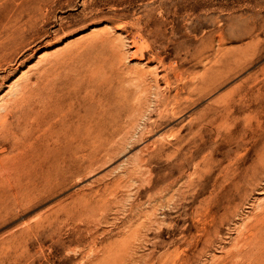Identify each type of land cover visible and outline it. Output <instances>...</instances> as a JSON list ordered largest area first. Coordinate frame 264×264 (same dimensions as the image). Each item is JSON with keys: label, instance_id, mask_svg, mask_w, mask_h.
Segmentation results:
<instances>
[{"label": "rangeland", "instance_id": "obj_1", "mask_svg": "<svg viewBox=\"0 0 264 264\" xmlns=\"http://www.w3.org/2000/svg\"><path fill=\"white\" fill-rule=\"evenodd\" d=\"M8 2L0 0V114L23 87L42 86L68 112L97 119L101 135L96 144L83 139L86 151L69 159L70 170H38L35 189L26 196L24 191L19 203L11 196L0 205V264H170L175 248L176 264H182L223 206L218 181L227 170H241L262 138L247 136L242 125L241 139L211 131L194 161H170L155 151L191 143L190 136L178 142L175 135L183 126L187 134L190 120L215 97L245 92L258 81L263 100L264 0H14L10 7ZM133 44L137 51L129 48ZM207 45L241 57V67L217 94L191 103L182 93L184 113L169 109L168 116H159L157 85L166 92L182 89L178 81L167 88L162 77H174L176 67L202 72L209 54L201 48ZM149 70L157 72L158 83ZM259 98L250 108L239 105L238 116L255 113ZM132 104H150L152 119L147 130L140 120L129 135L122 127ZM32 138L27 141L33 146ZM7 147L0 139V159ZM196 170L206 172L193 176ZM189 177L195 188L188 186ZM165 185L172 192L152 201ZM153 203L155 222L174 220L160 234L143 226L149 227ZM237 227L230 228L233 237ZM213 255L224 253L212 246L200 264H210Z\"/></svg>", "mask_w": 264, "mask_h": 264}, {"label": "bare ground", "instance_id": "obj_2", "mask_svg": "<svg viewBox=\"0 0 264 264\" xmlns=\"http://www.w3.org/2000/svg\"><path fill=\"white\" fill-rule=\"evenodd\" d=\"M14 3V0H9L7 5L10 7ZM16 7L19 9L21 5L16 4ZM2 36L0 34L1 39ZM129 48L137 51L135 44ZM201 50L209 54L205 58V69L202 72L189 73L176 67L174 77H170L168 73L162 77L167 88H171L172 83L178 81L182 89L166 92L167 90H161L157 85L154 105L159 110V116H168L169 109L175 115L184 113V105L180 102L182 93L190 96L191 103L217 94L241 67V57L232 58L221 47L216 50L212 45H207ZM205 53L202 54L203 57L206 56ZM148 73L158 83L160 77L157 72L149 70ZM0 79L4 81L3 77ZM258 83L255 81L245 92L225 94L209 101L207 107L190 120L187 134L183 133L186 130L183 126L175 135L178 142L190 136L191 143L185 141V145H168L155 151L158 156L161 153L170 161L182 162L185 158L194 161V153L198 152L199 143L206 141L207 134L214 131L223 139H241L244 136L240 131L242 125L247 136L262 138L252 159L241 170H227L218 181L220 189L217 197L221 203L224 202L223 206L216 209L215 220L203 227L205 239L194 249L195 254L192 257L184 256L181 259L182 264H200L204 251L212 246L220 247L224 256L213 255L210 264H217L219 261L224 264H264V97L263 100L259 98V92L262 91L256 87ZM41 87L35 90L23 87L16 99L3 105L5 114H0V139H6L8 147L7 153L0 159L3 162L0 205H7L11 196L19 203L24 191L26 196L28 191L35 189L39 180L38 170H42L41 173L45 170L48 173L52 170H70L72 165L69 159L81 156L86 151L83 139L92 138L94 143L100 138L101 125L96 122L97 119H82L72 114L73 112H68L58 96L45 94ZM32 93H35V98ZM246 93L248 98L243 99ZM258 98L259 107L255 113L248 111L242 117L238 116L239 105L245 104V107L250 108V104L255 100L257 102ZM149 109L150 104L148 107L132 104L127 109L122 127H125V134L130 135L140 120L145 121L144 129H148L147 124L152 119ZM31 138L35 139L33 146L28 142ZM204 171L206 172L196 170L193 176ZM190 178L187 181L188 186L195 188L197 182ZM170 188L171 186H163L159 192L152 194L151 200L155 201L158 194L171 193ZM153 204L154 212H148L149 227L145 224L143 226L160 234L174 220L166 218L164 221L155 222L152 216L155 217L157 206ZM179 208L183 206L180 204ZM232 226H238L235 237L234 234H229L234 231L230 230ZM138 231H135V235ZM226 233L228 235L225 236ZM179 257L178 249L175 248L167 259L170 264H176Z\"/></svg>", "mask_w": 264, "mask_h": 264}]
</instances>
